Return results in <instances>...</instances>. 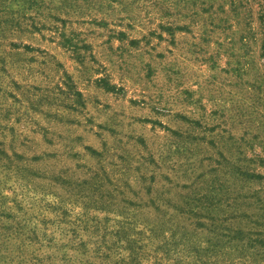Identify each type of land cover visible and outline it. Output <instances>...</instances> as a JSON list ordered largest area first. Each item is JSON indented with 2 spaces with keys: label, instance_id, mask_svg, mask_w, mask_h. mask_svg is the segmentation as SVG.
<instances>
[{
  "label": "rangeland",
  "instance_id": "374dc122",
  "mask_svg": "<svg viewBox=\"0 0 264 264\" xmlns=\"http://www.w3.org/2000/svg\"><path fill=\"white\" fill-rule=\"evenodd\" d=\"M0 264H264V0H0Z\"/></svg>",
  "mask_w": 264,
  "mask_h": 264
}]
</instances>
